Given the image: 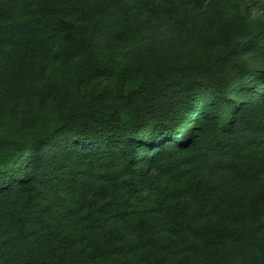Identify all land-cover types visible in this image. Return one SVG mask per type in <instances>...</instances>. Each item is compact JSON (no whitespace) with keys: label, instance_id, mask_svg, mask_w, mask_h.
Listing matches in <instances>:
<instances>
[{"label":"trees","instance_id":"obj_1","mask_svg":"<svg viewBox=\"0 0 264 264\" xmlns=\"http://www.w3.org/2000/svg\"><path fill=\"white\" fill-rule=\"evenodd\" d=\"M0 264H264V0H0Z\"/></svg>","mask_w":264,"mask_h":264}]
</instances>
